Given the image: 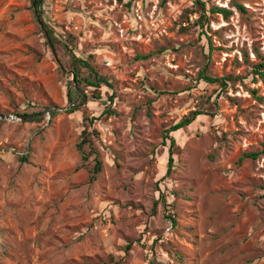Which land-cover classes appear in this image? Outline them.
<instances>
[{"label": "rangeland", "instance_id": "rangeland-1", "mask_svg": "<svg viewBox=\"0 0 264 264\" xmlns=\"http://www.w3.org/2000/svg\"><path fill=\"white\" fill-rule=\"evenodd\" d=\"M202 2L43 0L113 84L70 113V55L0 0V264H264V0Z\"/></svg>", "mask_w": 264, "mask_h": 264}, {"label": "trees", "instance_id": "trees-1", "mask_svg": "<svg viewBox=\"0 0 264 264\" xmlns=\"http://www.w3.org/2000/svg\"><path fill=\"white\" fill-rule=\"evenodd\" d=\"M201 1V2H200ZM203 0H198V4H200L202 6V10L200 12V17L197 20V24L199 25H204L205 21H207V16H206V5L204 4V2H202ZM42 3L43 0H37V17H38V21L42 26V30L45 34V37L49 43V45L54 49L55 48V43L59 42L64 49L66 50V52L68 53V55H70L71 60H72V67H73V76L75 78V81L77 83L78 86V92L79 94L82 96L81 102H79L78 104L73 105L75 102H72V106L70 107L69 112L73 113L76 112L80 109V107L82 105H85L87 103V95L82 92L80 90V85L81 84H86L89 87L94 88V93H93V99L95 100H101L102 99V95L99 94L98 92L101 90L102 87H108L110 89L113 88V84L109 81V79L107 77L102 76L96 69L95 67H93L91 65V63L85 59L82 58L80 56H78L75 53V50L73 49V46L71 45L72 42L71 40L74 39L73 36L68 35L66 40H61L56 36V32L55 29L53 28V25L50 22H47L44 19L43 16V10H42ZM240 10L244 11L245 8L243 6H238ZM210 12L213 13H220L223 14L225 17H228V15L230 14V12H228L225 9L222 8H212L210 10ZM86 68L89 70V74L88 76H84L81 77L82 74V69ZM202 78L209 83H216V82H220L222 85H226L225 80H221L218 78H213L211 76L208 75H203ZM98 93V94H96ZM113 101V96L110 99V102ZM111 113H113V111L111 110V108H106L103 112V114H108L110 115ZM56 113L55 112H51L50 116H54ZM203 115L202 112L200 111H193L190 114H188L187 116L183 117L178 123H176L170 130L167 131V134L165 135V139L170 141L169 144V158H168V168H167V174H171L173 167H174V147L176 145V140L171 136V133L174 131H178L181 129H184L188 126H190L191 124H193L196 119ZM20 117H28L29 114H20ZM83 136H84V141L78 145L79 150L84 153L83 151V145L84 143L87 141L85 136L87 133V130H83ZM164 143H167L166 141H164ZM259 156V153H248L245 154L246 158H251L253 160H256ZM24 161H26V158H22ZM101 162L97 161L96 166L94 168V178L95 175H97L98 173L101 172Z\"/></svg>", "mask_w": 264, "mask_h": 264}, {"label": "water", "instance_id": "water-1", "mask_svg": "<svg viewBox=\"0 0 264 264\" xmlns=\"http://www.w3.org/2000/svg\"><path fill=\"white\" fill-rule=\"evenodd\" d=\"M33 5H34V8H35V12L37 14V0H33ZM12 119H14L13 117H11ZM18 119L21 118V117H17Z\"/></svg>", "mask_w": 264, "mask_h": 264}, {"label": "built area", "instance_id": "built-area-1", "mask_svg": "<svg viewBox=\"0 0 264 264\" xmlns=\"http://www.w3.org/2000/svg\"><path fill=\"white\" fill-rule=\"evenodd\" d=\"M47 117H48V119H50V112H48Z\"/></svg>", "mask_w": 264, "mask_h": 264}]
</instances>
